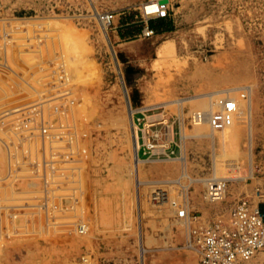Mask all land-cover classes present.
I'll return each instance as SVG.
<instances>
[{
	"label": "rangeland",
	"instance_id": "374dc122",
	"mask_svg": "<svg viewBox=\"0 0 264 264\" xmlns=\"http://www.w3.org/2000/svg\"><path fill=\"white\" fill-rule=\"evenodd\" d=\"M152 1L0 0V264H198L179 211L207 224L264 184V0ZM225 96L228 128L192 122Z\"/></svg>",
	"mask_w": 264,
	"mask_h": 264
},
{
	"label": "built area",
	"instance_id": "2783aa9c",
	"mask_svg": "<svg viewBox=\"0 0 264 264\" xmlns=\"http://www.w3.org/2000/svg\"><path fill=\"white\" fill-rule=\"evenodd\" d=\"M154 16L157 19L168 17V5H161ZM144 34L151 36L153 31L147 27ZM217 105L219 109L210 115L209 125L219 132L232 123L237 103L230 96H225L217 100ZM203 118L204 114L197 115V119ZM145 125L141 130V148L152 156L166 153L167 143H170L166 129L153 130L156 122L148 127ZM208 184L210 202L221 201L224 184L222 186L216 180H210ZM161 197L157 194L154 200L160 201ZM178 216L189 227L188 245L197 254L198 264H264L261 258L264 253V184L255 189L253 197L239 199L227 216H218L207 224L187 209L179 211ZM89 261L84 256L78 264H90Z\"/></svg>",
	"mask_w": 264,
	"mask_h": 264
},
{
	"label": "bare ground",
	"instance_id": "6f19581e",
	"mask_svg": "<svg viewBox=\"0 0 264 264\" xmlns=\"http://www.w3.org/2000/svg\"><path fill=\"white\" fill-rule=\"evenodd\" d=\"M164 1V0H163ZM165 1H167V3H168V0H165ZM161 5H167V4H162V1H152V2H148V3H146V4H144L143 5V7H142V9H143V13H144V15L145 16H149V15H154L156 12H157V10H159L160 9V6ZM108 17V18H107ZM107 17H103L104 18V20L106 19V20H109L110 19V16H107ZM222 94H228V92L227 91H225V92H221ZM219 94V93H218ZM214 94H210V95H208L207 97H212ZM201 97H205V96H201ZM199 98V97H198ZM195 99V98H194ZM193 100V99H192ZM180 102H182V101H180ZM179 102V103H180ZM176 104V103H175ZM181 104V103H180ZM135 111H133V113H134ZM200 113H202V115L204 114V118L202 119V120H199V119H197V115L198 114H200ZM214 113V112H213ZM212 113H210V112H199V113H196V114H194L193 115V120H192V122L195 124V125H197V126H205V125H209V117H210V115H211ZM164 121V120H163ZM162 121V122H163ZM164 123V122H163ZM231 125V124H230ZM229 125V126H230ZM210 126V125H209ZM228 126V127H229ZM148 127V126H147ZM211 127V126H210ZM228 127H226V128H228ZM225 128V129H226ZM224 129V130H225ZM213 130V129H212ZM214 131V130H213ZM133 135H134V145H135V147H134V154H135V164H136V166H138L141 162H143L142 160H139L138 159V156H137V151H138V145H137V130H136V127H133ZM212 138H213V136H212ZM140 147V146H139ZM230 170L232 171V175H229L228 174V171H227V174H226V177H224V178H219L218 176H217V173L215 172L214 173V179L213 180H216L217 182H218V184H221L222 186H223V184H224V191H225V189H226V183L228 182V181H237V180H240V179H242L243 178V176H241L240 175V168H230ZM229 170V171H230ZM210 181V180H209ZM209 186V184L207 183V187ZM188 210V209H187ZM190 247V246H189ZM191 248V247H190ZM193 250V249H192Z\"/></svg>",
	"mask_w": 264,
	"mask_h": 264
},
{
	"label": "water",
	"instance_id": "95a60500",
	"mask_svg": "<svg viewBox=\"0 0 264 264\" xmlns=\"http://www.w3.org/2000/svg\"><path fill=\"white\" fill-rule=\"evenodd\" d=\"M162 4H167V1H165V0H164V1H162Z\"/></svg>",
	"mask_w": 264,
	"mask_h": 264
},
{
	"label": "crops",
	"instance_id": "0c3cea01",
	"mask_svg": "<svg viewBox=\"0 0 264 264\" xmlns=\"http://www.w3.org/2000/svg\"><path fill=\"white\" fill-rule=\"evenodd\" d=\"M252 172V171H251ZM253 175V173H251V175L250 176H252ZM242 179H244V177L242 178ZM241 180V179H240ZM238 181V180H237Z\"/></svg>",
	"mask_w": 264,
	"mask_h": 264
}]
</instances>
